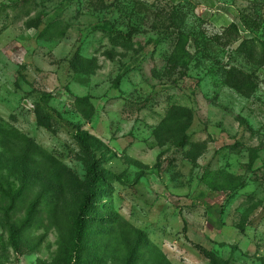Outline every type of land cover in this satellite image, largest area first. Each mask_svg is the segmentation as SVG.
<instances>
[{
  "label": "rangeland",
  "instance_id": "374dc122",
  "mask_svg": "<svg viewBox=\"0 0 264 264\" xmlns=\"http://www.w3.org/2000/svg\"><path fill=\"white\" fill-rule=\"evenodd\" d=\"M163 8L179 9V27L157 17ZM241 13L260 15L264 26V0H0L4 176L25 182L31 199L50 192L72 212L78 194L57 189L48 169L57 160L84 178L74 134L87 130L107 145L98 155H115L104 167L119 176L91 213L90 228L109 230L99 218L117 213L173 264H209L207 250L230 264H264V66L238 49L241 38L254 37ZM38 17V26L28 25ZM106 20L138 28L134 49L109 42L99 29ZM55 21L56 34L39 37ZM232 22L240 39L222 34ZM76 53L98 58L99 68L77 75ZM83 95L96 107L91 121L74 106ZM175 105L193 111L181 146L154 133ZM11 214L0 209V264H59L61 233L48 213L25 231L23 210ZM106 256V264L125 260L120 248Z\"/></svg>",
  "mask_w": 264,
  "mask_h": 264
},
{
  "label": "trees",
  "instance_id": "16d2710c",
  "mask_svg": "<svg viewBox=\"0 0 264 264\" xmlns=\"http://www.w3.org/2000/svg\"><path fill=\"white\" fill-rule=\"evenodd\" d=\"M163 9V14L159 13L157 17L162 19L168 16L169 27H175L177 24L176 14L179 9L174 8L176 11ZM175 15L176 17H174ZM259 17L260 15L253 17L241 13L240 18L243 25L249 32L254 34V37L241 38L238 49L247 53L248 57L257 61L261 66H264V38H262L264 26L259 21ZM40 21L41 17H38L35 23H29L28 25L36 27ZM116 23L106 20L99 29L103 34H106L113 46L122 47L126 50L134 49L135 41L132 34H135L138 28L130 24L127 29H122ZM59 24L60 21H55L47 25L39 37L42 38L50 31L56 34L55 32L60 27ZM262 28L263 32L261 33ZM222 34H236L237 38L240 39L239 24L232 22ZM108 58L112 59L113 54L109 53ZM71 68L77 75L87 77L99 68L98 58H88L76 53L71 60ZM82 81H86V79L82 78ZM74 106L87 121H91L96 113V107L89 95L77 96ZM192 121L193 111L190 108L175 105L171 107L159 126L155 128L154 133L157 137L164 135L165 139H174L176 145H185L188 142L187 130L191 127ZM74 139L79 145L81 155L85 158L86 174L84 178H79L71 169L57 160H53L48 169L50 179L52 180L54 177L58 179H54L55 182L53 183L57 186V189L59 188L60 191L62 188L70 189L78 194L72 212L63 210L56 200L50 199L48 197L50 195L56 197L50 192L38 193L37 196L31 199L28 196L25 182L16 185L10 178L4 176L1 170L0 209L5 212L9 219L13 215L11 213L23 210V216L20 217L19 221L20 231L30 229L40 219V215L47 212L51 226L56 227L61 233L58 251L59 264H106V254L116 248L124 251L125 260L123 264H173L143 230L127 222L117 213H115L114 219L104 216L99 218V222L102 224L111 225L109 230L102 231L90 228L92 219H95L91 213L99 208V205H102L98 201L107 193L113 191V184L118 181L119 176L104 167V164L115 155L112 153L107 159L98 155V152L104 153L107 149L104 141L81 128H78L75 132ZM140 176L139 173L137 179ZM250 211L248 210L243 217L242 228L245 227ZM9 231L10 245L15 251H19L17 231L12 229ZM206 255L210 259L209 264H230L227 259L222 258L214 251L207 250Z\"/></svg>",
  "mask_w": 264,
  "mask_h": 264
}]
</instances>
